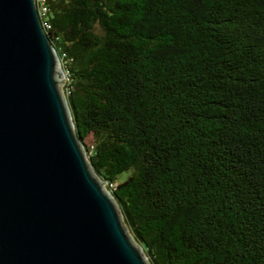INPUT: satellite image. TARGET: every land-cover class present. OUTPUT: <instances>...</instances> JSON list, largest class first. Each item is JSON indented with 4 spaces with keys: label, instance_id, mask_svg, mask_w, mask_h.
<instances>
[{
    "label": "trees",
    "instance_id": "1",
    "mask_svg": "<svg viewBox=\"0 0 264 264\" xmlns=\"http://www.w3.org/2000/svg\"><path fill=\"white\" fill-rule=\"evenodd\" d=\"M93 170L150 264H264V0H48Z\"/></svg>",
    "mask_w": 264,
    "mask_h": 264
},
{
    "label": "water",
    "instance_id": "2",
    "mask_svg": "<svg viewBox=\"0 0 264 264\" xmlns=\"http://www.w3.org/2000/svg\"><path fill=\"white\" fill-rule=\"evenodd\" d=\"M59 63L34 0H0V264H150L86 159Z\"/></svg>",
    "mask_w": 264,
    "mask_h": 264
},
{
    "label": "built area",
    "instance_id": "3",
    "mask_svg": "<svg viewBox=\"0 0 264 264\" xmlns=\"http://www.w3.org/2000/svg\"><path fill=\"white\" fill-rule=\"evenodd\" d=\"M34 3L36 5L37 13L41 20L43 28L45 26L49 27V24L47 23V15L49 11L48 0H34Z\"/></svg>",
    "mask_w": 264,
    "mask_h": 264
},
{
    "label": "rangeland",
    "instance_id": "4",
    "mask_svg": "<svg viewBox=\"0 0 264 264\" xmlns=\"http://www.w3.org/2000/svg\"><path fill=\"white\" fill-rule=\"evenodd\" d=\"M59 61H60L59 64H60V67H61V70H62V77H63V83L60 86V91H61V94L63 95V97L66 98L65 85H66L67 77H66V74H65V72L63 70V67H62L60 58H59ZM90 145H91V140L89 138H87L84 141V146L86 147V146H90ZM85 156H86V159H87L88 158V155L86 154V152H85ZM104 186H105V184H104Z\"/></svg>",
    "mask_w": 264,
    "mask_h": 264
}]
</instances>
